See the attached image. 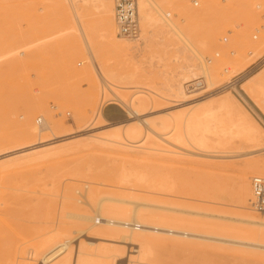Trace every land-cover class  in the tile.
Instances as JSON below:
<instances>
[{
    "label": "rangeland",
    "instance_id": "374dc122",
    "mask_svg": "<svg viewBox=\"0 0 264 264\" xmlns=\"http://www.w3.org/2000/svg\"><path fill=\"white\" fill-rule=\"evenodd\" d=\"M62 1L0 0V52L2 44L5 52V57H0V138L12 136L14 125L25 121L37 126L39 115L64 122L57 136L37 129L32 137L0 146V264H38L27 251H35L37 242L57 228L66 230L69 238L77 236L70 246L84 253L88 263L83 264H264V227L242 220L247 213L264 218L250 205V177L255 174L247 166L264 158V93L258 89L250 96L246 90L252 82L264 85V61H260L264 58V0H196L195 6L193 0H163L162 12L169 13L181 28L187 23L193 38L205 43L204 57H199L202 62L210 58L211 63L205 61L207 66L220 71L214 85L188 87L189 96L181 98L167 92L168 82L190 61L177 56L171 40L156 43L148 57L123 60L109 42L129 39L110 34L108 42L103 32L108 19L115 31L114 11L105 12L95 2L76 8L77 17L90 30L95 48L108 65L129 76L121 85L125 87L118 91L126 98H147L145 117L155 122L167 118L172 125V116H188L191 108L197 113L213 111L209 120L212 133L207 135L205 147L179 139L171 125L167 130L160 129L169 141L177 143L170 144L179 148L177 155L102 140L98 143L100 139L90 138V133L106 136L120 127L122 133L132 118L120 106L100 102L97 62L88 56L72 4ZM110 1L114 8V1ZM139 23L142 32L140 18ZM239 34H244V48L235 44ZM238 52L241 59L234 65ZM88 70L95 84L85 80ZM244 72L241 79L224 87ZM186 76L185 72L182 82ZM35 100L46 103L42 112L27 107ZM81 106L87 109L86 123L79 122L77 109ZM243 117L262 131L258 142L214 134ZM154 138L146 139L142 134L135 140L147 144L150 139H159L162 143V138ZM149 146H153L151 142ZM241 172L249 176L245 205L240 197ZM84 185L85 200L78 202L75 190ZM65 195H70L71 206ZM101 196L146 201L141 202L145 211L140 210L141 205L137 207L146 223L199 235L139 230L130 233L124 228H119L115 236L101 235L97 231L114 227L101 225L102 220L81 221L65 214L77 207L82 213L97 216L96 201ZM103 204L102 214L116 217L105 206L111 203ZM134 205L123 204L129 212L117 218L131 221ZM129 233L133 242H139L136 234L144 235V254L133 251L138 246L123 243L128 238L121 235Z\"/></svg>",
    "mask_w": 264,
    "mask_h": 264
},
{
    "label": "bare ground",
    "instance_id": "6f19581e",
    "mask_svg": "<svg viewBox=\"0 0 264 264\" xmlns=\"http://www.w3.org/2000/svg\"><path fill=\"white\" fill-rule=\"evenodd\" d=\"M59 1H62V0H59ZM66 1L70 2L74 8V14H75L74 21L76 23L77 29L82 35V39L84 40L88 56L90 57L91 60L94 59L95 63L97 62L96 65L98 68V72L100 73V76L97 73L95 77L101 85L100 102L116 104L126 111L129 118H132L131 124L128 126H124L122 128V133L120 131V128H121L120 127L118 130L110 134H107L106 136L104 135L100 136V135L95 134L97 132H95L94 134L90 133V138H95V140L100 139L98 141L102 140L103 142H110L113 144L116 143L122 146L139 148V149L147 150V151H151V150L161 151L168 155L180 154V152L177 151L178 147L177 148L174 147L175 145L177 146V143L171 142L172 141L171 139L169 141V138L167 137L166 133H161L160 131V129L167 130L169 128V126L171 125L169 119L165 118V119H161L158 122H155L153 121V119L145 117L144 116L146 113L145 109L147 107V102H148L147 98H143V97L126 98L125 96H123L124 94L118 91L120 88L125 87L124 85H123L124 87L121 85L124 83L126 79L128 80L129 76L125 72H123L122 69L108 65V62L104 58V55L102 54V52L98 51V47L95 48L93 36L91 32H89L90 30L88 31L87 28L85 27V24H83L81 20H79V17H77L76 8H79L81 4H85L87 2H95V4H98L97 6L102 8L105 12H112L113 6L111 4V1L110 0H66ZM62 6H65V3ZM214 6L219 11H222L215 4ZM137 8H138L139 18L141 19V25H142V32L140 34V38H141L140 42L135 43V41L137 40L130 41V39L126 41L121 40L118 42H109L108 38L110 34L112 35L116 34L117 36L119 35L117 34L116 26H115V31L113 30V22L111 19L110 20L108 19L105 25V28L103 30L104 37L112 45V48L116 56H119L123 60H127L130 62L138 61L141 58L148 57V55L152 53V50L154 49L156 43L163 42L164 44L165 41L171 40L172 44L175 46L177 56L179 57L182 56L185 59L189 60L190 62L187 65H185V67L179 69L176 73H174L171 76L168 82L170 91L168 90L167 92L168 93L172 92L175 97L181 98V97H185L186 95L189 96L188 95L189 91L188 92L186 91L188 87L192 88L194 86L201 85V88L202 87L206 88V87H210L214 85V83L218 80L220 76L219 68H216L215 66H213L212 68H209L206 64L209 62L207 60H205L206 63L204 60H203L204 62H202V60L199 58V57H204L203 55L204 53L202 52H205L203 50H206L205 43L204 42L201 43V41H197L196 39L193 38L192 33H189L188 31L187 23H185V26L181 28L172 19L167 17L166 12L164 13L162 12L163 10L162 8H165L163 0H137ZM243 35L244 34H239L236 36L235 44L237 43L238 45L243 46L244 48V46H247V43H245L246 41ZM255 48L256 46H253V49ZM2 50H4V44H2V47H1L0 57L1 56L5 57V52H3ZM211 50L215 51V49H211ZM210 52L211 51H207V53H210ZM217 52L215 53L218 54ZM215 53L214 52L210 53V55L212 54L214 55ZM196 58H199V62L197 63H195ZM240 59H241V55L238 52L237 55L234 56L233 60L235 61V64L234 63L233 64L236 65L240 61ZM210 63H211V60H210ZM185 72L187 73V76H186L187 79L185 82L189 84L188 86L184 84L185 82H182ZM84 74H82V76ZM84 77H85V80L87 79L89 81H92L94 84L96 83L94 80L95 78L93 77V74L89 72V70L86 71V74L84 75ZM103 87H105L106 90H104ZM258 89H260L261 92L264 93V85H262L261 81L252 82L246 88L250 96ZM149 98L152 101V97L149 96L148 99ZM45 105L46 103L44 101L35 100V101H29V104L27 107H30L31 110H34L36 112H42ZM190 110H191V113L188 116H185V117H176V116L173 117L172 116L171 117L172 119L171 129H174V133L177 134L176 136L179 139H184L197 146L205 147L206 144H208L207 142L209 140L207 135L212 133L209 120L212 119L213 111L205 110L203 112L197 113L198 110L196 109L191 108ZM77 113L80 116L79 122L86 123L87 118H88L87 109L81 106L77 109ZM39 116H42V115H39ZM102 117L104 118L103 114H102ZM43 119H44L43 125L38 128L36 125L29 126V121H25L24 123H21L19 125H14V127L16 128L15 133L12 136H8L7 138L6 137L0 138V146L9 141H16L19 139H24L26 137H32L34 135V132L35 131L37 132V129H38V132L40 133L44 130H48V131H51L53 135L57 136V132H59V130L62 129L64 126V122L61 120H53L52 117L51 119L46 118V120L43 117ZM104 120L106 119L104 118ZM220 130H221L220 132H217L214 134L222 136V137L236 136V137H240L252 143L258 142L259 139L262 138V135H261L262 131L246 117H243V120L237 119L236 122H232L230 125H223V127ZM142 134L145 135L146 139H149V137L162 138V140L160 139L162 143L159 142V139H157V141L150 139V141L147 142L148 145L144 143L146 144L145 146L143 142H137L135 140ZM164 135L165 137H163ZM91 140L94 141L93 139ZM102 141L98 143H102ZM150 142L152 143L153 146H149ZM170 144H173L174 146ZM247 166L249 169L252 170L251 171L252 174L264 175V158L255 159L249 162ZM259 167H261V170L259 169ZM240 180L243 183L240 187V191H241L240 197H241L243 205H245L247 201L248 191H249V176L245 172H241ZM64 197H65L66 202L71 206L70 195H65ZM92 199L93 198H91V200ZM77 201H78V197H77ZM136 201L138 202L139 200H136ZM78 202H83V201H78ZM96 202H97V209L95 213L97 216H91L89 214L82 213L80 209L77 207H72L69 211H66L65 214L68 217L75 218L81 221L91 220L93 222L95 221V223H99V220H102L101 225L103 226L108 225V226L114 227V228H105V229H101L97 231V233L101 235H104L107 233L111 236H115L120 233L121 230H119V228L129 229L130 233H132V231L134 230H139L141 232H151V233H162L163 231L164 232L166 231L167 233L176 232V234L178 233V235L179 233L187 234V235L188 234L195 235L197 233V232L195 233L194 231L193 233H188L186 231H179L177 230V228L176 229L169 228V227L165 228V226H159V224L155 225V224L146 223L141 217L142 213L137 208L138 205H141L146 201H141L143 203H141L140 201H139L140 203L139 202L136 203L133 200L122 198V197L101 196L100 198L97 199ZM104 202L111 203L105 206L107 209L110 210L109 213L111 212L110 214L116 217L107 218L106 216L102 214V208L104 206L103 204ZM127 203L136 204L134 205L135 209H133V211L130 212L132 213L131 221H124L120 218H117L118 215H121L120 217H124L123 213L129 212L123 206V204H127ZM141 206L142 207H140V210L145 211V208L141 209L144 206L143 205ZM145 206H148V204H145ZM246 216H247L246 218L243 217L244 219H242L246 221V223H254L258 225L259 227H264V218H260L252 213H247ZM81 231H84V230H81ZM49 232H53V233L48 235L44 240L43 239L41 241L39 240L38 241L39 243L37 242L36 250L35 251L30 250L31 252L27 251L28 252L27 255L30 254V256L32 257V259H34V261L35 260L38 261V264H83L84 263L85 261L83 257L84 253L76 248L74 249V251L71 250V246H70L71 241L72 239H74V237H77V236L69 238L66 230L62 228H57L55 230L51 229V231ZM71 232L75 233L76 230H73ZM130 233L127 235H123V234L121 235L122 237L128 238V241H124L123 243H126V245L131 244V245L138 246V248L134 249L133 251L137 253L142 252L144 254L146 238L142 234H136L135 236L137 239H139V242L138 241L133 242L132 235ZM197 234L199 235V233ZM209 237L210 236H208V238ZM213 238L211 239L213 240ZM224 239H226V237ZM123 240H121V242ZM249 242H252V241H249ZM87 243L92 245L94 242L87 241ZM260 246L261 244L257 247L261 248ZM85 262L88 263L87 260ZM21 264H32V263L25 262Z\"/></svg>",
    "mask_w": 264,
    "mask_h": 264
},
{
    "label": "built area",
    "instance_id": "2783aa9c",
    "mask_svg": "<svg viewBox=\"0 0 264 264\" xmlns=\"http://www.w3.org/2000/svg\"><path fill=\"white\" fill-rule=\"evenodd\" d=\"M114 1V22L117 34L121 37L130 40L140 41L141 28L138 17L137 0H113ZM193 5H197L196 0L192 1ZM167 13V17H169ZM256 38V35L253 36ZM217 55V54H216ZM210 62V58L207 59ZM264 61V58L260 59ZM259 61V62H260ZM247 72L241 73L236 78L227 82L224 87L230 86L241 79ZM201 86V85H200ZM198 87V86H194ZM69 112H67V115ZM44 119L42 116H37L35 123L38 127L43 125ZM87 186L84 185L81 189H76L75 193L78 201H84ZM251 198L250 205L258 213L264 214V175H253L250 177Z\"/></svg>",
    "mask_w": 264,
    "mask_h": 264
}]
</instances>
